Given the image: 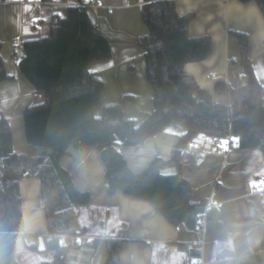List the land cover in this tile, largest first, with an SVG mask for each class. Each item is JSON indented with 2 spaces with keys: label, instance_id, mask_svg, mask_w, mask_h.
<instances>
[{
  "label": "crops",
  "instance_id": "crops-1",
  "mask_svg": "<svg viewBox=\"0 0 264 264\" xmlns=\"http://www.w3.org/2000/svg\"><path fill=\"white\" fill-rule=\"evenodd\" d=\"M79 2L85 4L91 21L110 45L109 58L88 65L104 84L94 116L100 118L103 107L118 102L123 95L132 96L124 108L129 119L138 122L152 109L144 58L134 43L147 34L139 11L142 0H97L94 5L86 0H0V55L6 73L13 78L0 82V112L10 123L17 153L27 149L23 111L44 99L41 96L34 101V88L16 64L23 55L22 42L47 36L51 16L64 17L67 7ZM175 10L178 15L193 12L189 36L210 37V54L201 61L185 63L182 70L210 94L212 102H230L227 92L214 89L217 81H224L232 89L246 84L238 41L230 31L247 35L248 55L264 92V18L254 1L176 0ZM193 94L199 98L196 92ZM185 131L182 124L173 121L144 144L123 149L129 169L139 172L155 157H170L180 147ZM220 146L223 152L202 154L198 159L182 148L180 151L181 172L192 188L191 200L211 202L200 227L194 230L182 223H170L146 200L108 193L98 150L68 147L61 165L75 188L88 192L91 200L86 206H75L82 233L60 238L64 250L55 264H105L106 239L117 232L121 239L120 264H264L262 152L259 148L229 147L225 141ZM176 169L171 163L161 173L173 174ZM39 188V180L34 177L18 183L25 235L17 239L14 254L21 264H33L43 253L35 250L43 248L42 236L46 233L45 213L38 203ZM179 243L191 247L190 257ZM197 251L199 256L194 257Z\"/></svg>",
  "mask_w": 264,
  "mask_h": 264
},
{
  "label": "trees",
  "instance_id": "trees-1",
  "mask_svg": "<svg viewBox=\"0 0 264 264\" xmlns=\"http://www.w3.org/2000/svg\"><path fill=\"white\" fill-rule=\"evenodd\" d=\"M175 1L142 0L140 5L147 34L134 43L142 51L153 105L138 122L125 116V104L132 100L131 95L105 105L100 118L94 116L104 84L88 65L109 58L110 45L82 2L69 5L64 17L51 16L47 36L22 42L23 55L16 64L34 88V101L41 96L44 99L23 111L24 153L13 149L10 123L0 112V264H21L14 249L17 239L25 235L18 190L24 178L39 180L38 203L46 219L43 248L28 246L46 256L33 264H55L64 250L60 238L82 233L75 206L88 205L91 195L77 190L61 165L68 147L98 150L108 193L146 200L170 223H182L189 230L200 227L198 219L206 200H191L192 188L182 175L179 161L184 145L168 158H153L139 172L129 169L123 149L144 144L175 121L186 128L181 135L184 141L198 133L218 138L229 135L234 139L233 147L259 148L264 158V92L248 55L247 35L230 31L238 41L246 84L232 89L224 81H217L214 89L227 92L230 102H212L210 94L182 70L185 63L201 61L210 54V37L189 36L187 29L194 14L178 15ZM239 1H254L264 18V0ZM12 79L0 55V82ZM171 163L176 165V172L162 174L161 169ZM120 241L119 232L107 237L105 264H120ZM178 247L191 256L190 246L179 243ZM198 256V251L194 252V257Z\"/></svg>",
  "mask_w": 264,
  "mask_h": 264
},
{
  "label": "built area",
  "instance_id": "built-area-1",
  "mask_svg": "<svg viewBox=\"0 0 264 264\" xmlns=\"http://www.w3.org/2000/svg\"><path fill=\"white\" fill-rule=\"evenodd\" d=\"M86 3L94 5L97 3V0H86ZM221 141H225V143L231 147L233 145L234 139L229 135L224 138H218L216 135L198 133L192 139L185 142L182 150L190 154L194 159H198L202 154L223 152L224 149L220 146ZM210 204L211 202L206 201L204 212ZM202 216L198 219L199 225H201Z\"/></svg>",
  "mask_w": 264,
  "mask_h": 264
},
{
  "label": "rangeland",
  "instance_id": "rangeland-1",
  "mask_svg": "<svg viewBox=\"0 0 264 264\" xmlns=\"http://www.w3.org/2000/svg\"><path fill=\"white\" fill-rule=\"evenodd\" d=\"M77 213V212H76ZM87 218H89V216L87 217ZM45 256H46V253L45 252H43V253H39V259H42V258H45ZM27 263V262H26Z\"/></svg>",
  "mask_w": 264,
  "mask_h": 264
},
{
  "label": "water",
  "instance_id": "water-1",
  "mask_svg": "<svg viewBox=\"0 0 264 264\" xmlns=\"http://www.w3.org/2000/svg\"><path fill=\"white\" fill-rule=\"evenodd\" d=\"M185 142H186V141H184V140H181V141H180V143H179V144H180V146L184 145V144H185Z\"/></svg>",
  "mask_w": 264,
  "mask_h": 264
},
{
  "label": "snow or ice",
  "instance_id": "snow-or-ice-1",
  "mask_svg": "<svg viewBox=\"0 0 264 264\" xmlns=\"http://www.w3.org/2000/svg\"><path fill=\"white\" fill-rule=\"evenodd\" d=\"M36 19H37V18H34V20H33L34 23L36 22Z\"/></svg>",
  "mask_w": 264,
  "mask_h": 264
}]
</instances>
